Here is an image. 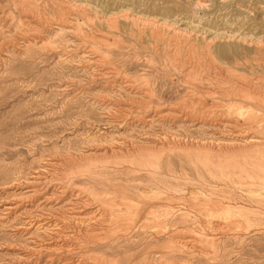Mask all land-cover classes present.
<instances>
[{"label":"rangeland","instance_id":"rangeland-1","mask_svg":"<svg viewBox=\"0 0 264 264\" xmlns=\"http://www.w3.org/2000/svg\"><path fill=\"white\" fill-rule=\"evenodd\" d=\"M221 44L234 46L236 59L220 56ZM263 45L264 0H0V264H63L73 255L74 239L61 245L55 226L34 222L68 220L79 189L92 184L82 173H101L103 185L108 178L135 199L148 177L135 171L134 150L154 153L165 141L224 146L240 130L264 138ZM190 151L166 152L164 167L198 179ZM39 176L48 190L36 196ZM239 218L243 229L213 232L215 261L159 263L264 264V216ZM155 236L135 243L133 230L132 243L89 244L82 254L96 264H155L167 242ZM48 243L54 249L39 252Z\"/></svg>","mask_w":264,"mask_h":264},{"label":"bare ground","instance_id":"bare-ground-1","mask_svg":"<svg viewBox=\"0 0 264 264\" xmlns=\"http://www.w3.org/2000/svg\"><path fill=\"white\" fill-rule=\"evenodd\" d=\"M233 50L234 46L221 44L217 48V53L220 56H229ZM256 52L258 53V51ZM232 58L236 59L235 51L232 53ZM200 72L202 73V71ZM227 85L229 84L227 83ZM233 87L240 89V86L236 83ZM246 130L248 129L246 128ZM186 146L188 144L185 141H178L173 145L165 141L152 147L153 150L157 151L154 153L142 152V149L134 150L136 151L135 161L139 165L135 171H144L148 177V182L145 183L142 179L140 180V184L135 186V199H130L126 195V192L119 191L117 189L119 186L113 188L114 183L106 178V176V181H104L106 184L103 185L101 183L103 181L100 180L101 173L90 174V171L86 172L84 170L86 173H82L81 176L90 180L92 184L87 188L79 189L81 195L76 197L75 201L71 202L73 206L67 212L66 218L68 220L63 219V222H60L57 219L44 218L37 219L34 224H38L37 228L42 229L52 225L55 226L57 230L56 234L62 237L61 245L74 246V242H71V240H75L76 247L73 250H76L73 251V255L67 253L64 255L65 257L63 256V264H96L95 261H90L82 254L83 246L93 244L111 249L119 248L122 245L133 242L134 238L132 239L130 237L133 230L135 231V243L138 242L136 237L139 239L141 235L149 233L151 236L160 235V238L158 237L159 239H166L167 242L152 254V259L153 262L155 261V264H160L159 262L167 259H178L179 256H185L187 258L198 256L205 258L207 261H215L216 253L212 256L211 250L208 248V244L214 245L215 243L213 239L215 233L213 232L219 231L223 233L232 230L233 227L243 229L244 225L239 218L241 216L246 217V223L249 222L251 215L257 218L264 216V138L258 136L249 137L243 130H240L233 139H230V143L224 146L214 147L212 144L199 142L192 143L191 148ZM177 148L191 150L188 156L196 164L195 169H197L198 179L179 173L171 169V167H168V169L164 167L165 153L173 151L174 149L176 150ZM109 150L114 151L112 149ZM125 151H128V149ZM112 158L126 160V156L117 155L113 152ZM102 167L112 170L108 165ZM208 168L209 170L206 174L209 173V177L204 174L203 170L198 171L200 169L206 171ZM216 170L222 172L219 178L214 174ZM36 179L33 186L40 188L38 190L35 188L34 190L37 196L42 194V191H39L41 188L44 192L48 188L45 187L47 180L44 181L41 176ZM102 179L104 180V178ZM172 181H174V184ZM188 185L192 186L187 187ZM61 191L62 193L66 192V190ZM59 199L58 202L63 200L61 198ZM200 199H204V202L201 203ZM197 204H204L203 209L196 206ZM71 210L76 212L77 215L70 216ZM217 218L224 221L219 222ZM127 219L128 223L126 222ZM69 226L72 228V234L64 233ZM180 227L187 229L188 234H181L179 232ZM241 237L243 238L244 235ZM150 248L152 247L150 246ZM53 249L52 244L48 243L47 245H42L39 248V252L43 250L51 251ZM143 252L147 253L146 251ZM143 256L142 260L150 261L151 257L148 255ZM50 260L57 261L55 257H51ZM219 262L221 264L222 261Z\"/></svg>","mask_w":264,"mask_h":264}]
</instances>
